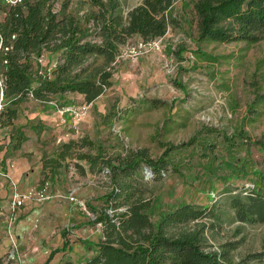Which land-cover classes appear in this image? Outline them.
Listing matches in <instances>:
<instances>
[{
    "label": "rangeland",
    "instance_id": "rangeland-1",
    "mask_svg": "<svg viewBox=\"0 0 264 264\" xmlns=\"http://www.w3.org/2000/svg\"><path fill=\"white\" fill-rule=\"evenodd\" d=\"M83 1L51 0L55 7L66 4L67 12L74 13L88 9ZM120 1L126 14L142 0ZM196 1H174L168 12V30L158 39L159 49L131 56L128 46L141 38L133 37L124 45L112 86L94 104H87L86 117L76 128L68 114L62 133L69 132L75 140L93 139L107 157L125 156L143 148L157 160L167 150L165 168L159 175L145 163L141 166V176L149 188L147 194L156 196L163 210L175 209L182 203L215 207L222 223L207 232L209 243L218 248L227 240L237 241L238 248L232 251L233 263L264 264V223H240L230 207V196L254 187L256 169H264V146L259 143H264V113L253 123L245 120L256 85H264V36L251 46L243 41L200 44ZM182 47L185 51L180 57L176 51ZM5 101L0 80V111ZM63 101L67 107L86 104L77 98L66 97ZM54 105V101L41 103L29 96L19 104L18 116L25 121L26 115L53 114V109H59ZM31 123L39 127L35 120ZM40 127L43 135L37 146L41 158L44 153L55 156L53 153L60 146L58 138L50 126ZM242 128L247 138L239 135ZM26 129L31 132L27 125ZM28 138L30 146L33 138ZM3 145L11 153L13 144ZM82 150L98 152L96 148ZM78 161L85 173L76 167L77 160H68L67 171L45 184V194V188L39 185L23 194L28 196L25 203L32 204L27 214L11 208L14 214H10L13 219H9L7 228L10 241L1 252L0 264H44L52 250L63 246L64 229L70 244L49 264L79 262L96 253L83 241L97 242L103 236L102 224L90 223L95 213L89 204H104L101 196L111 190V177L106 167L92 170L87 161ZM113 211L111 207L108 213ZM204 221L209 223L211 219ZM20 222L27 226L22 244L14 233ZM180 227L193 229L195 222ZM259 253V258L252 256Z\"/></svg>",
    "mask_w": 264,
    "mask_h": 264
},
{
    "label": "trees",
    "instance_id": "trees-1",
    "mask_svg": "<svg viewBox=\"0 0 264 264\" xmlns=\"http://www.w3.org/2000/svg\"><path fill=\"white\" fill-rule=\"evenodd\" d=\"M174 1L142 0L125 14L120 0H84L82 4L88 9L76 13L67 12L66 4L55 7L51 0H23L17 5L0 0V80L6 100L0 111V127L15 124L19 104L29 96L41 103L54 101L59 108L65 106L61 101L70 94L83 95L86 104L103 95L113 84L122 47L133 37L144 41L163 37ZM194 3L200 44L243 41L251 46L263 39L264 0ZM184 51L182 47L176 52L182 57ZM41 57L44 61L40 63ZM262 78L264 81V74ZM253 99L245 115L249 123L264 113L263 84L256 85ZM239 132L248 137L243 128ZM10 139L13 148L18 149L27 141V135L22 128L14 127ZM84 148L101 147L89 137L70 139L60 142L55 156L44 153L42 158L41 188L67 171L68 160H77L75 165L82 173L85 169L78 160L87 161L92 170L106 167L111 177V190L101 196L104 204H89L95 213L90 223L102 224L103 236L97 242L83 241L96 253L79 262L67 260L60 264H235L232 251L238 248L237 241L227 240L218 248L209 243L207 232L222 223L215 207L182 203L163 210L157 197L147 194L141 166L145 163L159 175L165 168L167 150L154 160L143 148L109 157L101 150L92 154ZM255 175L254 187L230 196L231 210L240 223H264V169H256ZM111 207L114 211L110 215ZM192 222L193 229L180 227ZM65 232L63 246L52 250L44 264L67 249L70 242Z\"/></svg>",
    "mask_w": 264,
    "mask_h": 264
},
{
    "label": "crops",
    "instance_id": "crops-1",
    "mask_svg": "<svg viewBox=\"0 0 264 264\" xmlns=\"http://www.w3.org/2000/svg\"><path fill=\"white\" fill-rule=\"evenodd\" d=\"M54 63L55 61L51 64ZM67 97L73 99L77 98L84 102V96L78 93L70 94ZM92 103L94 104L95 100ZM53 110V114L26 115L27 117L24 116L25 121L21 120L20 116H17L14 120V125L0 127V255L1 252L6 249L10 241V238L7 236V228L10 223L9 219H13L12 216L14 213L11 214V208L13 206L12 200L14 194L16 192L27 194L28 190L38 185L41 178L42 158L38 148L40 142L38 143V141H42L40 136L43 135V129L40 126H50L51 132L53 131L59 143L61 138L60 134L64 130V126L68 124L67 119L69 115H62L57 109ZM34 120L37 122L36 124H39V127L38 125H32L33 123L31 122ZM26 125L31 128L30 133L27 131ZM14 127L22 128L25 131L27 141L18 149L12 147L11 153H9L7 150L8 147L2 146V144L11 143L10 133ZM28 137L33 138V144L30 146L27 144L29 141ZM34 140H36L35 144ZM7 152L8 154L5 155ZM31 158H33V160L35 158V160L32 161ZM24 204V206L18 207V213L27 214L29 212L32 204L28 202ZM10 214L12 215L11 217H9ZM26 227L27 226L22 222L16 224L14 233L18 243L21 242L22 244L24 243L23 241H26V236H24Z\"/></svg>",
    "mask_w": 264,
    "mask_h": 264
},
{
    "label": "built area",
    "instance_id": "built-area-1",
    "mask_svg": "<svg viewBox=\"0 0 264 264\" xmlns=\"http://www.w3.org/2000/svg\"><path fill=\"white\" fill-rule=\"evenodd\" d=\"M23 0H5L6 3L11 4V5H17L22 3ZM159 39V38H158ZM158 39H154L152 41H144L143 39L139 40L138 43L134 44L133 46H128L129 50L128 53L131 54V56L134 55H139L141 52H148L149 50H155V49H159L161 46V42ZM44 58L41 57V59L39 60V62H43ZM58 111L62 114V115H68L70 114L72 116L73 119V124H74V128L77 127L78 124H80L82 121H84V118L86 117V114L88 112V106L87 104L85 105H81V106H71V107H67V106H62L59 107ZM73 138L72 135L69 132H65L60 140L59 143L65 139V138ZM43 194H45L46 192V187L45 189L42 191ZM32 194V193H28ZM26 198H28V196H23V194H20L19 192H16L13 196V200H12V209H17L18 207H21L22 205L24 206L25 204V200Z\"/></svg>",
    "mask_w": 264,
    "mask_h": 264
}]
</instances>
